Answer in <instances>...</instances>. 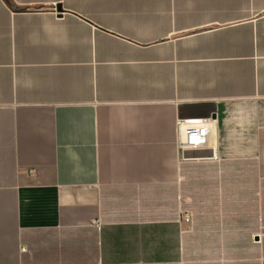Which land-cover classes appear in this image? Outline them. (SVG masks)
Segmentation results:
<instances>
[{
    "label": "crops",
    "instance_id": "obj_1",
    "mask_svg": "<svg viewBox=\"0 0 264 264\" xmlns=\"http://www.w3.org/2000/svg\"><path fill=\"white\" fill-rule=\"evenodd\" d=\"M0 264H264V0H0Z\"/></svg>",
    "mask_w": 264,
    "mask_h": 264
},
{
    "label": "built area",
    "instance_id": "obj_2",
    "mask_svg": "<svg viewBox=\"0 0 264 264\" xmlns=\"http://www.w3.org/2000/svg\"><path fill=\"white\" fill-rule=\"evenodd\" d=\"M181 141L180 147L183 149H200L206 147L209 143V137L212 133L211 125L208 118H189L182 120L180 124ZM192 218L191 212H183L182 220L190 223ZM26 251V247H21Z\"/></svg>",
    "mask_w": 264,
    "mask_h": 264
},
{
    "label": "trees",
    "instance_id": "obj_3",
    "mask_svg": "<svg viewBox=\"0 0 264 264\" xmlns=\"http://www.w3.org/2000/svg\"><path fill=\"white\" fill-rule=\"evenodd\" d=\"M7 1H9V0H7Z\"/></svg>",
    "mask_w": 264,
    "mask_h": 264
}]
</instances>
